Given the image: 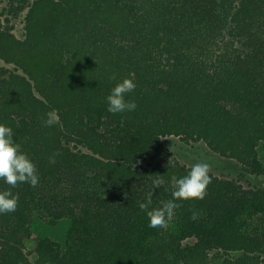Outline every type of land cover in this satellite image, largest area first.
Listing matches in <instances>:
<instances>
[{"label":"trees","instance_id":"1","mask_svg":"<svg viewBox=\"0 0 264 264\" xmlns=\"http://www.w3.org/2000/svg\"><path fill=\"white\" fill-rule=\"evenodd\" d=\"M0 60L12 65L0 66V122L39 175L0 214V264H213V251L263 264L264 187L209 173L204 199L177 201L162 231L139 206L157 179L152 208L167 203L192 168L142 163L168 135L264 175V0H0ZM126 77L137 108L112 114L105 98ZM36 218L68 219L65 239L28 249Z\"/></svg>","mask_w":264,"mask_h":264},{"label":"clouds","instance_id":"2","mask_svg":"<svg viewBox=\"0 0 264 264\" xmlns=\"http://www.w3.org/2000/svg\"><path fill=\"white\" fill-rule=\"evenodd\" d=\"M135 88L136 84L131 78L126 77L117 81L105 98L107 111L112 114L135 111L137 108L135 101L126 99V95L132 93ZM46 115L47 119L44 121L46 127H52L59 123V115L56 110H52ZM210 167L209 163L199 162L194 164L186 175L174 178L167 189L171 199L167 203L160 204L155 210L152 208L153 196L165 188V184L160 179L152 183V192L139 206L140 212L146 215L149 231L167 229L168 223L175 214V209L179 206L177 201L204 199L207 186L211 183ZM0 181L10 186L0 191V214L16 211L19 194L13 193L12 189L16 188L18 184L26 183L35 187L39 183L36 164L15 141L13 129L2 122H0ZM196 218L194 213L192 219Z\"/></svg>","mask_w":264,"mask_h":264},{"label":"rangeland","instance_id":"3","mask_svg":"<svg viewBox=\"0 0 264 264\" xmlns=\"http://www.w3.org/2000/svg\"><path fill=\"white\" fill-rule=\"evenodd\" d=\"M24 15V14H23ZM23 15H20L13 23V33L17 37L23 36ZM0 66L12 68V65L5 64L0 60ZM259 157L264 162V142L259 145ZM176 159L179 162L193 166L199 162L210 164V171L216 176L233 178L239 181L245 188L264 187V175L242 174L240 164L234 159L224 157L212 151L203 141H183L178 136L168 135L160 139V146L142 160L143 164L153 163L161 159ZM69 226L68 219H61L55 224H49L41 219H34L32 222V236L26 240L28 249H33L36 236H45L53 240L62 242L65 239ZM192 239H187L185 243H191ZM213 256L217 258L213 264H219L223 258L236 256L222 251H213ZM264 264V256L262 257Z\"/></svg>","mask_w":264,"mask_h":264}]
</instances>
